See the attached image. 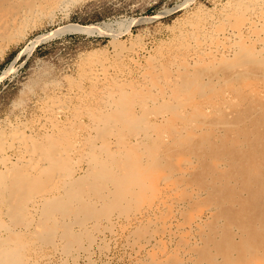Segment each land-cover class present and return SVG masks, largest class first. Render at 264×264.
<instances>
[{"label":"rangeland","instance_id":"obj_1","mask_svg":"<svg viewBox=\"0 0 264 264\" xmlns=\"http://www.w3.org/2000/svg\"><path fill=\"white\" fill-rule=\"evenodd\" d=\"M3 1L0 2V169L7 163V172H11L13 167L19 168L21 173H29L30 168L32 172L33 166H37L35 164L45 162L41 158L42 153L36 150L30 163L26 159L24 149L33 143L35 148L45 145L51 152L63 151L68 157L64 161L67 171L55 168L38 177L28 175L31 178L19 181L18 192L0 196V247L3 242V246L8 244V247L18 248L25 264H182L185 261L210 264L206 256H199L207 248L205 239L212 234V220L218 214L214 205L206 201L207 193L204 191L203 196L198 194L199 183L204 179L200 174L205 163L194 157L196 169L190 167L184 172L183 164L191 159V154H187V146L177 148L178 140L172 138L177 128H185L188 122H194L191 128L195 125L200 130L209 122L208 115H216L214 104L208 99L211 94H221L220 106L224 111H232L231 106L237 98L228 87L230 82L226 83L227 87L223 82L230 74L226 71L219 74L218 79L215 77L210 81L209 75H200L201 68L208 64L202 63L197 67L194 61L203 58L204 50L217 51L219 55L226 53L234 58L235 49L252 46L260 49L264 39V0H258L261 5L257 9L259 12H251V3L253 7L255 0ZM28 5H34L31 7L36 10L33 15L27 12ZM94 24L101 26L92 29ZM6 27L11 31H6ZM258 53L263 55L264 50ZM154 66L158 67L155 69ZM252 68L255 75L248 76L246 80L256 79L261 83L263 69L251 63L236 69L250 71ZM246 80L235 79L234 83L247 91L249 82ZM183 82L189 84L184 88L186 92L179 90ZM154 85L156 87L153 88ZM201 93L207 94L201 96ZM228 101L233 102L232 105ZM200 104H203L201 109H194ZM96 116L102 120L100 127L94 126ZM196 129H183L182 139L196 136ZM140 133L141 137L137 136ZM104 141L106 144L102 143ZM98 147L107 151L103 152ZM109 149L120 153L117 165L111 163ZM89 150H97L103 155L104 160L110 163L108 170L112 175L101 179L95 177V169L89 166L84 156ZM128 158L134 160V173L140 174L136 180L142 179L148 187L142 190L139 183L135 184V197L122 200L115 206L117 208L109 209L116 195L122 191V181L118 178L125 174ZM59 179L56 194L63 195L69 189L67 183H81L77 185L78 191L95 209L91 217L73 214L72 211L65 216L62 211L55 210L53 215L60 221H67L66 228L71 227V233L65 234L62 229L66 228L58 226L55 234L48 236L38 222L42 216L38 202L28 197L37 194L41 186L40 192L48 190L47 186L54 188ZM93 188L95 192H92ZM109 189H112L110 193L107 192ZM115 189L120 191L114 193ZM96 205L102 210H98ZM72 206L78 207L77 202ZM103 209L108 211V215L105 216ZM96 211H100L99 214ZM199 216H204L201 226L197 221ZM80 219L85 222L80 223ZM217 220L215 226L220 232L225 220L219 216ZM233 232L237 242L243 239L235 224ZM2 236L4 240H1ZM75 237L79 242L74 241ZM192 247L200 249L199 252ZM213 247L208 252L216 253Z\"/></svg>","mask_w":264,"mask_h":264},{"label":"bare ground","instance_id":"obj_2","mask_svg":"<svg viewBox=\"0 0 264 264\" xmlns=\"http://www.w3.org/2000/svg\"><path fill=\"white\" fill-rule=\"evenodd\" d=\"M9 1V0H6ZM29 1V0H28ZM1 2V0H0ZM4 3V1L2 0ZM1 2V3H2ZM27 2V1H26ZM0 3V4H1ZM13 3V2H12ZM16 3V2H15ZM22 3V2H21ZM20 3V4H21ZM10 4V3H9ZM14 4V3H13ZM25 4V3H24ZM264 4V3H262ZM5 5V4H3ZM22 5V4H21ZM26 5V4H25ZM32 5V4H31ZM260 2L258 0H255L253 3H251V12L252 11H258ZM30 7V5H28ZM27 6V7H28ZM261 6V5H260ZM1 7V5H0ZM20 7V6H19ZM31 7H34L31 6ZM27 8L29 11V14L32 15L36 12L35 8ZM7 8V7H6ZM261 8V7H260ZM20 9V8H19ZM22 9V8H21ZM262 9V8H261ZM18 11V10H17ZM23 11V10H22ZM20 12V11H19ZM25 12V11H23ZM40 12V11H38ZM259 12V11H258ZM22 13V12H21ZM28 14V17H30ZM30 14V15H31ZM257 14V13H256ZM19 15V14H17ZM16 15V18L18 17ZM26 15V12H25ZM24 15V16H25ZM36 15V14H35ZM263 15V14H261ZM23 16V18H24ZM27 16V15H26ZM15 17V16H14ZM264 17V15L262 16ZM252 19V18H251ZM250 22H253L251 21ZM13 20V18L11 19ZM15 20V18H14ZM24 20V19H23ZM19 21V20H17ZM247 21V20H246ZM264 21V20H263ZM14 22V21H13ZM10 23V21H9ZM17 23V22H14ZM242 23V22H241ZM240 23V24H241ZM248 23V22H247ZM258 23V22H257ZM255 22V24H257ZM245 24V23H244ZM9 25V24H8ZM14 26V24H12ZM11 25V26H12ZM243 25V24H242ZM246 25V24H245ZM248 25V24H247ZM10 26V27H11ZM101 26L100 24H94L93 27ZM18 27V26H17ZM16 27V28H17ZM89 27V26H88ZM5 28V27H4ZM7 29V27H6ZM91 29V28H90ZM243 29V28H242ZM2 30V28H1ZM8 32L10 30H6ZM263 31V30H262ZM1 32V31H0ZM4 32V31H2ZM241 32V30H240ZM264 32V31H263ZM243 33V32H242ZM4 34V33H2ZM240 34V33H239ZM9 35V34H8ZM225 35V34H224ZM238 35V34H237ZM243 36V35H242ZM4 37V36H3ZM246 37V36H245ZM244 37V38H245ZM10 38V36H9ZM252 39V38H251ZM196 40V39H195ZM257 40V39H256ZM246 42V41H245ZM249 41H247L248 43ZM250 43V42H249ZM257 43V42H256ZM240 48V46H238ZM237 47V48H238ZM135 50V49H134ZM215 50V49H214ZM264 50V39L261 40V48L259 49L258 46H252L247 48H240L235 49L234 51V58L229 57L230 55L226 53H222L221 55L218 54L217 51L211 50L210 52H206L204 50L203 52V58L201 59H195L194 65L199 67L200 64H208L207 67H202L200 75H209L210 81H213L214 78H219V74H225L226 71L230 74V77L226 79L224 82V86L227 87L226 83L230 82L229 88L233 90L235 93L233 94L235 98H237V102L232 105V103H229L232 105V111H224L222 109V106H220V100H221V94L217 95H209L208 99L209 102H212L213 109L216 112V115H208V121L207 124L201 129L197 130L194 127L191 128V124L194 122H188L187 126L185 128H177V131L175 134H173V140H178L177 148L186 147L189 151L187 154H191V159H188L183 164V171L186 172L188 168L191 167V169L195 168V163L193 158L196 157L197 159H201L205 164L202 167V172L200 176H204V179L200 181V189L198 191L199 196H203L204 191L207 193L208 200L210 203L214 205V207L217 209V213L215 217H213V223L212 228L209 236L205 239L207 242L206 249L202 252L199 256H206V260L210 262V264H264V73H262V81L261 83H258L255 79L251 80L249 82L247 79L248 76L255 75L254 68L249 70H237L236 68L238 66H241L243 68L244 64L251 63L254 67H259L263 69L264 71V54L259 55L258 51ZM203 51V50H202ZM198 57V56H197ZM176 58V57H175ZM193 59V58H192ZM156 60V59H155ZM154 60V61H155ZM174 61V60H173ZM176 62V61H174ZM188 64L189 61H187ZM173 63V62H172ZM192 63V62H191ZM154 64V63H153ZM159 64V63H158ZM163 64V63H162ZM180 64V63H179ZM156 65V64H154ZM165 65V64H164ZM168 65V64H167ZM166 65V66H167ZM175 65V64H174ZM173 65V66H174ZM161 67L163 65H160ZM159 66V67H160ZM172 66V65H171ZM177 66V64H176ZM180 66V65H179ZM158 66H154L156 69ZM201 67V66H200ZM180 68V67H179ZM154 69V70H155ZM171 69V67H170ZM176 69V68H175ZM174 69V70H175ZM197 69V68H196ZM150 70V69H149ZM172 70V69H171ZM237 74H235V72ZM158 72V71H157ZM257 72V71H256ZM152 73V72H151ZM173 74V73H172ZM157 76L156 74H154ZM153 75V76H154ZM166 75V74H165ZM164 75V76H165ZM175 75V74H173ZM146 76V75H145ZM150 76V75H149ZM154 76V77H155ZM159 76V75H158ZM152 77V75H151ZM153 77V78H154ZM162 77V76H160ZM171 77V76H170ZM173 77V76H172ZM146 78V77H144ZM148 78V77H147ZM146 78V79H147ZM150 78V77H149ZM177 78V77H176ZM204 78V77H203ZM156 79V78H155ZM199 79V78H198ZM246 80L247 83V91L243 90L241 88L242 86H238L234 83V80ZM200 80V79H199ZM206 80V79H205ZM149 81V80H148ZM156 81V80H155ZM209 81V80H208ZM219 82L221 80H218ZM133 82V81H132ZM131 82V83H132ZM159 82V81H158ZM177 82V81H176ZM201 82V81H200ZM222 82V83H223ZM256 82V83H255ZM139 83V82H138ZM137 83V84H138ZM198 83V81H197ZM221 83V82H220ZM115 84V83H114ZM122 84V83H121ZM127 84V83H126ZM133 83V87H134ZM140 84V83H139ZM138 84V85H139ZM242 84V83H241ZM261 84V85H260ZM117 84H115L116 86ZM119 85V84H118ZM131 85V86H132ZM143 85V84H141ZM145 85V84H144ZM147 85V84H146ZM151 85V84H150ZM112 86H114L112 84ZM125 86V85H124ZM137 86V85H135ZM140 86V85H139ZM148 86V85H147ZM189 86V84H186L185 82L182 83L181 88L179 87V90L181 92V89H184L185 87ZM122 87V86H121ZM120 87V89H122ZM141 87V86H140ZM145 87V86H144ZM156 87V85L153 86V88ZM202 87V86H201ZM200 87V88H201ZM204 87V86H203ZM208 87V86H207ZM119 88V87H118ZM131 88V87H130ZM142 88V87H141ZM146 88V87H145ZM213 88V87H212ZM211 88V89H212ZM126 89V88H125ZM159 89V88H158ZM166 89V88H165ZM168 89V88H167ZM139 90V89H138ZM148 88L145 89L147 91ZM186 92V89H184ZM204 90V89H203ZM209 90V89H208ZM216 90V89H214ZM229 89H227L228 91ZM116 91V90H115ZM122 92V90H120ZM133 91V90H132ZM141 91H143L141 89ZM154 91V90H153ZM159 91V90H158ZM167 91V90H165ZM169 91V90H168ZM202 91V90H201ZM211 91V90H210ZM160 92V91H159ZM218 92V91H217ZM229 92V91H228ZM110 93V92H109ZM108 93V94H109ZM129 93V92H128ZM139 93V92H137ZM142 93V92H141ZM151 93V90H150ZM155 93V92H154ZM225 93V92H223ZM126 94V93H125ZM143 94V93H142ZM147 94V93H146ZM158 94V93H157ZM166 94V92H165ZM167 94H170L167 92ZM202 94V93H201ZM200 94V95H201ZM204 94V93H203ZM201 96H205L204 95ZM111 95V94H109ZM108 95V96H109ZM124 95V93L122 94ZM149 95V94H147ZM152 95V94H151ZM160 95V94H159ZM199 95V96H200ZM140 96V95H139ZM198 97V96H197ZM110 98H112L110 96ZM115 98V97H114ZM128 98V97H127ZM158 98V97H157ZM201 98V97H200ZM159 99V98H158ZM157 99V100H158ZM169 99V97H168ZM223 99V98H222ZM109 100V99H108ZM160 100V99H159ZM163 100V99H162ZM166 100V99H165ZM171 100V98H170ZM167 101V100H166ZM195 101V100H194ZM109 102V101H107ZM107 102L105 104H107ZM115 102V101H114ZM160 102V101H159ZM184 102V101H183ZM193 102V101H192ZM208 102V103H209ZM222 102V101H221ZM227 102V101H226ZM110 103V102H109ZM144 103V102H143ZM173 103V102H172ZM203 103V102H202ZM225 103V102H223ZM112 104V103H111ZM149 104V102H148ZM146 104V105H148ZM164 104V102H163ZM166 104V103H165ZM164 104V105H165ZM170 104V103H169ZM204 105L206 103H203ZM203 104H200L199 106H195L194 109H201ZM210 104V106H212ZM226 104V103H225ZM163 105V106H164ZM174 105V104H173ZM192 105V104H191ZM194 105V104H193ZM209 105V104H208ZM110 106V105H109ZM108 106V107H109ZM145 106V105H144ZM106 107V108H108ZM176 107V106H175ZM180 107V106H179ZM112 108V107H111ZM207 108V107H206ZM227 108V107H226ZM231 109V108H229ZM163 110V109H162ZM165 110V109H164ZM172 110V109H170ZM179 110V109H178ZM191 110V109H190ZM226 110V109H225ZM137 111V110H136ZM161 111V110H160ZM159 111V112H160ZM168 111V110H167ZM206 111V110H205ZM118 112V111H117ZM157 112V111H154ZM211 113V112H210ZM209 113V114H210ZM197 114V113H196ZM195 114V115H196ZM194 115V114H193ZM202 116H204L203 113H201ZM163 116V115H162ZM167 116V115H166ZM179 116V115H178ZM106 117V116H105ZM123 117V116H122ZM189 117V116H188ZM207 117V116H206ZM93 118V117H92ZM120 118V117H119ZM132 117H129V119ZM157 118V117H156ZM184 118V117H183ZM187 118V117H185ZM99 116L95 117L96 122L94 121L95 127H100L101 121L99 120ZM166 117L165 120L166 121ZM98 120V121H97ZM120 120V119H119ZM147 120V119H146ZM127 121V120H126ZM171 121V120H170ZM181 122V120H179ZM190 121V120H189ZM174 122V121H173ZM107 123V122H105ZM125 123V122H124ZM123 123V124H124ZM147 123V121L145 122ZM144 123V124H145ZM104 124V123H103ZM115 124V122H114ZM109 125V124H108ZM125 125V124H124ZM201 125V124H200ZM113 126V125H112ZM135 126V125H134ZM107 129V127H105ZM110 128V126H109ZM127 128V127H126ZM129 128V127H128ZM135 128V127H134ZM138 128V127H137ZM136 128V129H137ZM143 128V127H141ZM176 128V127H174ZM219 128V129H218ZM113 129V127H112ZM183 129H196L194 131H198L196 136H188L185 137L187 139H182L183 135L185 134L183 132ZM223 129V130H221ZM101 130V129H100ZM130 130V128H129ZM133 130V129H132ZM144 130V128L142 129ZM147 130V127H146ZM149 130V128H148ZM99 131V130H98ZM111 132V131H110ZM116 132V131H115ZM121 132V130H120ZM132 132V131H130ZM136 132V131H134ZM141 132V131H140ZM193 132V131H192ZM106 133V132H105ZM147 133V132H146ZM167 132L165 131V134ZM195 133V132H194ZM18 134V133H17ZM102 134V132L100 133ZM114 134V133H113ZM117 134V133H116ZM152 134V133H151ZM150 134V135H151ZM15 135V134H14ZM105 135V134H104ZM141 133L137 136L141 137ZM155 135V134H153ZM167 135V134H166ZM116 136V135H115ZM122 136V135H121ZM144 136V134H143ZM156 136V135H155ZM163 136V135H162ZM25 137V136H24ZM102 137V136H101ZM120 137V136H119ZM152 137V136H151ZM150 138V136H149ZM66 139V138H65ZM109 139V138H108ZM94 140V138H93ZM106 140V139H105ZM136 140V139H135ZM145 140V139H144ZM142 140V142L144 141ZM120 141V139L118 140ZM128 141V140H127ZM171 141V140H170ZM57 142V141H56ZM55 142V143H56ZM113 142V141H112ZM28 143V142H27ZM31 143V142H30ZM91 143V142H90ZM102 143H105L102 142ZM101 143V144H102ZM118 143V142H117ZM148 143V142H147ZM150 143V142H149ZM89 144V143H88ZM106 144V143H105ZM113 144V143H112ZM110 144V145H112ZM115 144V143H114ZM146 144V143H145ZM144 144V145H145ZM33 146L29 147L27 146L24 151L27 152L26 159L29 161V163L32 161L33 154L38 151L39 153H42V160H45L42 164H34L37 166H33V173L26 172H20V169L11 167V172H7L5 169L7 168V163H4L5 167L3 169H0V196L4 197V193H8L10 196L11 194H14L15 192H18V189L20 187L19 181H23L25 179H29L30 176L38 177L41 173H46L50 169L59 168L65 170V160L67 159L68 155L65 153H54L51 152L45 145L38 146L35 148L34 143ZM54 145V144H53ZM104 145V144H103ZM122 145V144H121ZM136 145V143H135ZM107 146V145H106ZM24 147V146H23ZM89 147V146H88ZM93 147V146H92ZM120 147V145H119ZM146 146L145 148H147ZM91 148V147H90ZM95 148V147H94ZM100 148V147H98ZM110 148V147H108ZM89 149V148H88ZM101 149V148H100ZM112 149V148H111ZM109 149V155L111 158V163L118 162L119 161V155L120 153L115 152L114 150ZM122 149V148H121ZM36 150L35 152H33ZM103 150V149H101ZM136 150V149H135ZM173 148L171 149V151ZM107 151V150H105ZM103 150V152H105ZM120 151V150H118ZM122 151V150H121ZM25 152V153H26ZM137 152V151H136ZM33 153V154H32ZM69 153V152H68ZM146 153V152H144ZM161 153V152H160ZM2 154V153H1ZM70 154V153H69ZM104 154V153H103ZM123 154V153H122ZM128 154V153H127ZM134 154V153H133ZM148 154V153H147ZM35 155V154H34ZM146 155V154H145ZM25 156V155H24ZM84 156L87 159V163L90 167L95 169V177L101 179L103 177H106L107 175H112L110 173L109 164L107 161L104 160L103 155L98 152L97 150H90L84 154ZM129 156V155H128ZM132 156V155H131ZM187 156V155H186ZM40 157V155H39ZM108 157V156H107ZM118 157V158H117ZM123 157V156H122ZM139 158V157H138ZM143 158V156H142ZM147 158V156H146ZM25 159V160H26ZM40 159V158H39ZM145 159V158H144ZM125 160V159H124ZM147 160V159H146ZM26 161V162H28ZM41 161V159H40ZM39 161V162H40ZM65 161V162H64ZM140 161V160H139ZM145 161V160H144ZM143 161V162H144ZM148 161V160H147ZM146 161V162H147ZM126 163L127 169L125 174L121 176V178H118V181H122L121 189L122 191L118 193L120 190H114L117 191L118 195H116V199L114 202H112L109 209L112 207L117 208L115 206L119 205L122 200H128L127 198L134 196L137 193V189H135V184H140L141 189L145 190L147 189L148 185L143 184V181L139 180L137 181V177L139 175L137 173H134V160H131L128 158ZM141 162V163H143ZM145 162V163H146ZM41 163V162H40ZM69 163V162H68ZM124 163V161L122 162ZM138 163V162H137ZM140 163V162H139ZM140 163V164H141ZM163 163V162H162ZM9 164V163H8ZM118 163H116L117 165ZM138 164V165H140ZM32 165V164H31ZM115 165V166H116ZM144 165V164H143ZM120 166V165H119ZM123 166V165H122ZM121 166V167H122ZM87 167V166H86ZM124 167V166H123ZM122 167V171H123ZM141 167V166H140ZM147 167V166H145ZM117 168V167H116ZM142 168V167H141ZM74 169V168H73ZM93 169V170H94ZM113 169V168H112ZM120 169V168H118ZM138 169V168H137ZM190 169V170H191ZM196 169V168H195ZM23 170V169H22ZM21 170V171H22ZM92 170V169H91ZM205 170V171H204ZM67 171V169L65 170ZM69 171V170H68ZM87 171V170H86ZM114 171V170H113ZM121 171V172H122ZM138 171V170H136ZM145 171V170H144ZM147 171V170H146ZM84 172V171H83ZM112 172V171H111ZM149 172V171H148ZM153 172V171H152ZM50 173V172H48ZM52 173V172H51ZM56 173V172H54ZM53 173V174H54ZM59 173V172H58ZM65 173V172H64ZM63 173V174H64ZM85 173V172H84ZM140 173V172H139ZM142 173V171H141ZM179 173V172H178ZM117 174V173H116ZM120 174V173H119ZM190 174V173H189ZM38 175V176H37ZM56 176V174H54ZM75 175V174H74ZM188 175V174H187ZM54 176V177H55ZM60 176V173H59ZM76 176V175H75ZM94 176V175H93ZM116 176V175H115ZM152 176V175H151ZM159 176V175H158ZM53 177V176H52ZM91 177V176H90ZM143 177V176H141ZM167 177V176H166ZM165 177V178H166ZM208 177V178H207ZM56 178H59L58 175ZM62 178V177H60ZM94 178V177H93ZM110 178V177H109ZM170 177L168 176L167 179ZM51 179V177H49ZM67 179V178H66ZM89 179V178H88ZM98 179V180H99ZM113 180L112 178H110ZM121 179V180H120ZM164 179V180H167ZM12 180V182H11ZM53 180V178L51 179ZM56 180V179H55ZM91 180V178H90ZM90 180H88L90 182ZM117 180V179H114ZM60 179L58 182H55L54 188L49 189V186H47L48 190L41 191V188H39V192L37 194H31V197L36 196L35 199H30L31 197H28L29 200H34L35 203L38 202L39 209L42 211V216L39 219L38 222H40L43 225L45 235L48 234V236L55 234L57 227L62 226L63 228H66L68 223L67 221H60L57 216H54L53 213L55 210H60L63 212V214L66 216L71 213H80L84 216H92L93 211L95 207L87 203L83 198L81 193L77 189V185H81V183L78 182H71L67 183V191L61 195L55 193V188L59 185ZM102 181V180H101ZM99 181V182H101ZM162 181V179L160 180ZM50 182V181H49ZM54 182V181H53ZM96 181H94L95 183ZM104 181H102L103 183ZM110 182V180H109ZM115 182V181H112ZM117 182V181H116ZM164 182V181H162ZM48 183V182H47ZM87 183V180H86ZM121 183V182H120ZM51 184V183H50ZM66 184V183H65ZM90 184V183H89ZM161 182L158 184L160 186ZM27 185V184H25ZM46 185V184H45ZM112 185V184H111ZM169 185V184H168ZM86 186V185H85ZM88 186V185H87ZM90 186V185H89ZM94 186V185H93ZM139 186V185H138ZM147 186V187H146ZM44 187V186H43ZM111 187V186H109ZM178 187V186H176ZM174 188L175 190L177 188ZM113 188V187H112ZM180 188V187H179ZM25 189V188H24ZM23 189V191H24ZM91 189V188H90ZM97 189V188H96ZM118 189V187H117ZM135 189V191L133 190ZM160 189V188H159ZM187 189V188H186ZM22 190V189H20ZM112 189H109L107 192L110 193ZM155 190V189H154ZM173 190V189H172ZM188 190V189H187ZM22 191V192H23ZM26 191V190H25ZM63 191V190H62ZM106 191V190H105ZM139 191V190H138ZM166 191V190H165ZM164 191V192H165ZM169 191V189H168ZM174 191V190H173ZM21 192V191H20ZM94 191V188L92 190ZM160 192V191H158ZM162 192V191H161ZM160 192V193H161ZM171 192V191H170ZM27 193V192H26ZM55 193V194H53ZM140 194V192H138ZM145 193V192H144ZM17 194V193H16ZM25 194V193H24ZM142 194V193H141ZM146 194V193H145ZM152 194V193H151ZM28 195V194H27ZM97 195V194H96ZM111 195V194H110ZM113 195V194H112ZM147 195V194H146ZM145 195V196H146ZM159 195V194H158ZM193 195V194H192ZM155 196V194H154ZM157 196V194H156ZM161 196V195H160ZM133 197V198H134ZM158 197V196H157ZM162 197V196H161ZM110 198V197H108ZM6 199V196H5ZM22 199V198H21ZM20 199V200H21ZM87 199V198H86ZM95 199V198H94ZM161 199V198H160ZM168 199V198H167ZM158 201V198L156 199ZM8 201V199H7ZM12 201H15L14 199ZM25 201V200H23ZM154 201V200H153ZM171 201V200H170ZM74 202H77L78 207H73L72 204ZM168 202V201H167ZM185 202V201H184ZM187 202V201H186ZM11 203V202H10ZM15 203V202H12ZM101 203V202H100ZM108 203V202H106ZM154 203V202H153ZM159 203V202H158ZM161 204V203H160ZM175 204V203H174ZM24 205V204H23ZM42 205V207L40 206ZM13 206H16V204H13ZM22 206V205H21ZM97 206V205H96ZM99 206V204H98ZM97 206V207H98ZM119 207V206H118ZM126 207V206H125ZM152 207V206H151ZM150 207V208H151ZM160 207V205H159ZM163 207V206H162ZM177 207V206H176ZM14 208V207H12ZM17 208V207H16ZM121 208V207H120ZM178 208V207H177ZM21 209V208H20ZM98 210H102L101 207L97 208ZM213 209V207H212ZM37 211V209H35ZM103 209V212L105 213V216L108 215V211ZM150 210V209H149ZM157 210V209H156ZM207 210V209H206ZM212 211V210H211ZM11 212V211H10ZM97 212V211H96ZM95 212V213H96ZM100 212V211H99ZM99 212H97L99 214ZM102 212V213H103ZM164 212V211H163ZM206 212V211H205ZM22 213V212H21ZM96 213V214H97ZM148 214V212H146ZM11 214V213H10ZM13 214V213H12ZM11 214V215H12ZM144 214V213H143ZM156 214V213H155ZM81 215V216H83ZM101 215V214H100ZM202 215V214H201ZM209 215V214H208ZM223 218L225 222L223 223L222 231L218 232L217 227V218L218 216ZM13 216V215H12ZM15 216V212H14ZM79 216V215H78ZM83 216V217H84ZM97 216V215H96ZM94 216V217H96ZM104 216V217H105ZM150 216V215H149ZM17 217V216H16ZM103 217V216H102ZM129 218L128 216H126ZM82 218V217H81ZM153 218V217H152ZM176 218V217H175ZM198 225L201 226L204 220V216L198 217ZM61 219V218H60ZM83 219V218H82ZM80 219V220H82ZM131 219V218H130ZM137 219V218H136ZM139 219V218H138ZM137 219V221H138ZM20 220L19 218L17 219ZM79 220V221H80ZM172 220V219H171ZM197 221H195L197 223ZM221 221V220H220ZM219 221V222H220ZM84 223L85 221L82 220L80 223ZM130 222V221H129ZM194 222V223H195ZM165 223V222H164ZM29 224V223H28ZM237 225L240 229V232L242 234L243 239L239 242H237V238L235 237L236 234L233 232V225ZM166 225V224H165ZM24 226V225H23ZM192 226V225H191ZM174 227V225H173ZM69 228V227H68ZM62 229L65 230L64 233L67 235H70V228L68 229ZM168 228V227H167ZM68 229V231H67ZM191 229V227H190ZM199 230V229H198ZM206 231V230H205ZM236 231V230H235ZM168 233V232H166ZM87 235V234H86ZM90 236V235H89ZM191 236V235H190ZM199 236V235H198ZM152 237V236H151ZM195 237V236H194ZM193 237V238H194ZM4 237L2 236L1 240ZM81 240V237L79 238ZM4 240V239H3ZM151 240V239H150ZM187 240V239H186ZM200 240V239H199ZM9 241V240H8ZM75 242L78 241V238L75 237ZM197 241V240H196ZM79 242V241H78ZM0 247V264H25L23 261V254L20 253V250L18 248L8 247V244L6 246ZM8 243V242H7ZM194 244V243H193ZM196 245H198V242H195ZM205 244V243H204ZM79 245V244H78ZM188 245V244H187ZM186 245V246H187ZM192 245V244H191ZM184 246V247H186ZM202 246V245H201ZM211 246H214L216 248V253H210L208 250ZM198 247V246H197ZM204 247V246H203ZM213 247V248H214ZM195 251L199 252L200 249L196 247H192ZM202 248V247H199ZM193 250V251H194ZM213 250V249H212ZM157 251V250H156ZM192 251V253H194ZM174 252V251H173ZM214 252V251H213ZM181 253V252H180ZM191 253V252H188ZM163 254V253H162ZM195 254V253H194ZM159 257V256H158ZM161 257V256H160ZM181 258V257H180ZM190 258V257H189ZM196 258V256H195ZM155 259V258H154ZM157 259V258H156ZM160 259V258H159ZM184 260V258H183ZM163 261V260H162ZM181 261V260H180ZM185 261V260H184ZM158 262V261H157ZM201 262V261H200ZM203 263V262H202ZM205 263V262H204ZM152 264V263H151ZM182 264H193L192 262L185 261L182 262ZM206 264V263H205Z\"/></svg>","mask_w":264,"mask_h":264}]
</instances>
